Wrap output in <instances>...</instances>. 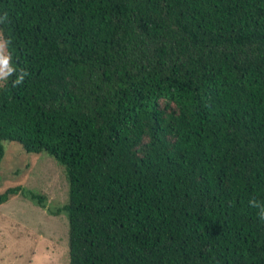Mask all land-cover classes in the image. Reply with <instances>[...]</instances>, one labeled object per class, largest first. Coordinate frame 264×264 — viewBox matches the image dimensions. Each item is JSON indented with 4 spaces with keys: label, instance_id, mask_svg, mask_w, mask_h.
<instances>
[{
    "label": "trees",
    "instance_id": "16d2710c",
    "mask_svg": "<svg viewBox=\"0 0 264 264\" xmlns=\"http://www.w3.org/2000/svg\"><path fill=\"white\" fill-rule=\"evenodd\" d=\"M0 34V162L63 168L68 264H264V0H0Z\"/></svg>",
    "mask_w": 264,
    "mask_h": 264
},
{
    "label": "rangeland",
    "instance_id": "374dc122",
    "mask_svg": "<svg viewBox=\"0 0 264 264\" xmlns=\"http://www.w3.org/2000/svg\"><path fill=\"white\" fill-rule=\"evenodd\" d=\"M3 146L0 194L21 187L44 200L39 203L18 192L0 205V264H68V220L62 211L68 185L63 168L47 155L26 154L17 143Z\"/></svg>",
    "mask_w": 264,
    "mask_h": 264
},
{
    "label": "clouds",
    "instance_id": "9594fccd",
    "mask_svg": "<svg viewBox=\"0 0 264 264\" xmlns=\"http://www.w3.org/2000/svg\"><path fill=\"white\" fill-rule=\"evenodd\" d=\"M9 41L5 40L0 36V81H6L10 76L16 73V68L12 65V57L7 52V46ZM27 73L23 70L16 76V79L13 81L14 86L20 85ZM249 204L251 207L259 208L258 216L261 220H264V205H261L255 200H250Z\"/></svg>",
    "mask_w": 264,
    "mask_h": 264
}]
</instances>
